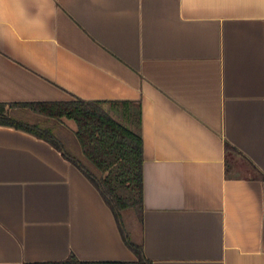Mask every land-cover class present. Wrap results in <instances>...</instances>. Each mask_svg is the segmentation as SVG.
Masks as SVG:
<instances>
[{"label":"crops","instance_id":"obj_1","mask_svg":"<svg viewBox=\"0 0 264 264\" xmlns=\"http://www.w3.org/2000/svg\"><path fill=\"white\" fill-rule=\"evenodd\" d=\"M74 97L137 112L142 222L0 124V264L133 260L128 236L152 264H264V0H0V105Z\"/></svg>","mask_w":264,"mask_h":264},{"label":"trees","instance_id":"obj_2","mask_svg":"<svg viewBox=\"0 0 264 264\" xmlns=\"http://www.w3.org/2000/svg\"><path fill=\"white\" fill-rule=\"evenodd\" d=\"M113 105L112 101L80 97L31 104L36 112L52 123L62 118L72 119L76 124L73 130L68 125H41L37 121L18 120L8 113L5 105H0V124L22 127L63 148L67 156L96 184L121 223L125 212L140 224L143 212L141 125L137 112L123 108L116 112ZM65 144H70L71 148ZM128 240L137 255L136 259L86 260L72 254L63 261L28 264H152L144 254L142 243L129 236Z\"/></svg>","mask_w":264,"mask_h":264},{"label":"rangeland","instance_id":"obj_3","mask_svg":"<svg viewBox=\"0 0 264 264\" xmlns=\"http://www.w3.org/2000/svg\"><path fill=\"white\" fill-rule=\"evenodd\" d=\"M112 107H113V109H114L116 112L123 110L121 106H112ZM19 110H22V111L24 112L23 115H25V117L28 118L29 121H32V122H36V121H37V122H40L41 125H53V123L51 122V120H45V119H46L45 116L39 114L38 112H36V111H35L33 108H31V107L23 108V109H22V108H19ZM15 112H16V110H14L13 113L15 114ZM68 146H69V148H71V145H70V144H69ZM73 152L76 153V151H74V150H73ZM77 154H78V153H77ZM233 155H234V156H238V154H236L234 151L229 150V152H228V156L231 158ZM240 157H241V156H240ZM241 159H242L244 162H246V161L244 160V158L241 157ZM125 218H126L128 221L130 220L131 225H132L133 228H136L137 224H136V222L133 220V217H132L130 214L126 213V214H125ZM133 235H134V238L137 236L136 233L133 234Z\"/></svg>","mask_w":264,"mask_h":264}]
</instances>
